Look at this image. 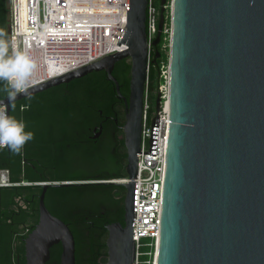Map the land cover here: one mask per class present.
Here are the masks:
<instances>
[{
  "label": "water",
  "instance_id": "obj_1",
  "mask_svg": "<svg viewBox=\"0 0 264 264\" xmlns=\"http://www.w3.org/2000/svg\"><path fill=\"white\" fill-rule=\"evenodd\" d=\"M167 3L160 0L154 47L162 41ZM147 5L148 0L127 1V24L117 43L126 49L28 89L32 96L105 70L124 101L125 225L107 226L108 256L102 264L135 262L137 155H156L159 89L151 149L140 151L150 65L161 54L157 49L149 63ZM168 54L170 125L156 264H264V0H171ZM126 57L129 97L113 75ZM23 98L18 94L14 102ZM14 102L0 100L9 116ZM74 183H42L39 221L25 238V264H48L57 244L60 264H77L72 230L45 203L50 186Z\"/></svg>",
  "mask_w": 264,
  "mask_h": 264
},
{
  "label": "trees",
  "instance_id": "obj_2",
  "mask_svg": "<svg viewBox=\"0 0 264 264\" xmlns=\"http://www.w3.org/2000/svg\"><path fill=\"white\" fill-rule=\"evenodd\" d=\"M160 8V0H155ZM9 0H0V29L7 32ZM169 4V1H168ZM166 22L171 23L170 9ZM169 37L162 35L161 57L151 64L148 95L155 106L161 68L168 64ZM167 48V49H164ZM113 75L121 92L129 97L131 60L116 63ZM2 87V84H0ZM7 95L0 91V100ZM11 116L22 120L34 138L19 154L0 148V171L7 169L13 185L0 186V264H25V238L39 221L42 183L73 181L74 184L47 189L48 209L64 220L76 240V263L86 257L89 264L107 261V226L125 225L126 188L114 180L127 177L128 153L125 139H119L124 122V101L104 70L93 71L69 83L53 86L14 102ZM30 105L21 111V106ZM103 126L95 141L93 129ZM116 132V133H115ZM61 244L51 249L48 264H60Z\"/></svg>",
  "mask_w": 264,
  "mask_h": 264
},
{
  "label": "built area",
  "instance_id": "obj_3",
  "mask_svg": "<svg viewBox=\"0 0 264 264\" xmlns=\"http://www.w3.org/2000/svg\"><path fill=\"white\" fill-rule=\"evenodd\" d=\"M128 0H9V39L17 48L26 51L36 67L32 86L53 77L48 75V65L54 63L60 76L79 67L95 62L102 57L127 48L117 44L127 24ZM167 8L171 6L167 3ZM160 8L155 0H148L147 36L150 54L152 42L159 31ZM170 39L171 23L164 25L163 35ZM151 55L149 56V63ZM63 70V71H62ZM164 83L159 90L162 102L159 110V125L156 155L138 153V173L135 181L133 239L136 245L134 264H156L160 237L162 196L166 171V150L170 125L169 68H161ZM31 86V87H32ZM7 111V105L0 103ZM157 115L146 89L142 141L140 151L151 149V134L154 117ZM129 181L128 176L114 180ZM9 171H0V186H10Z\"/></svg>",
  "mask_w": 264,
  "mask_h": 264
},
{
  "label": "clouds",
  "instance_id": "obj_4",
  "mask_svg": "<svg viewBox=\"0 0 264 264\" xmlns=\"http://www.w3.org/2000/svg\"><path fill=\"white\" fill-rule=\"evenodd\" d=\"M36 65L26 51H22L10 41L5 30L0 29V91L14 102L18 94H24L27 100L32 96L28 89L32 86V75ZM60 70L54 63L48 65L49 77H54ZM30 105L21 106V111ZM15 109V104L12 103ZM34 138L31 131H25L22 120L9 116L7 111L0 108V148H8L13 154H19L24 145Z\"/></svg>",
  "mask_w": 264,
  "mask_h": 264
},
{
  "label": "flooded vegetation",
  "instance_id": "obj_5",
  "mask_svg": "<svg viewBox=\"0 0 264 264\" xmlns=\"http://www.w3.org/2000/svg\"><path fill=\"white\" fill-rule=\"evenodd\" d=\"M169 1V0H168ZM157 49H159L160 50V52H161V43L157 46V47H152V49H151V59H153L154 58V56H155V54H156V50ZM160 57H161V54H160V56H158L157 58H156V62L155 63H153L154 65H157L158 64V61H159V59H160ZM127 59H130L129 57H126ZM126 58H124V59H126ZM123 60V59H122ZM115 69V68H114ZM105 71V70H104ZM93 72V71H92ZM106 72V71H105ZM107 74V73H106ZM108 78V77H107ZM109 80V79H108ZM111 81V80H110ZM123 112H124V122L122 123V124H119V126H118V130H119V139H122V138H124L125 139V137H124V128H123V125H124V123H125V104H124V109H123ZM116 133V132H115ZM102 135H103V126L101 125L100 126V129H97V126L93 129V134L92 135H90V137H92V139L93 140H95V141H98L101 137H102ZM126 150H127V148H126ZM81 260V263L80 264H89V262L87 261V259H86V257H84V258H82V259H80ZM100 264H102V263H100Z\"/></svg>",
  "mask_w": 264,
  "mask_h": 264
},
{
  "label": "rangeland",
  "instance_id": "obj_6",
  "mask_svg": "<svg viewBox=\"0 0 264 264\" xmlns=\"http://www.w3.org/2000/svg\"><path fill=\"white\" fill-rule=\"evenodd\" d=\"M169 5L171 6V0H169ZM170 9V12H171V8H169ZM164 49H167V48H164ZM168 52H169V47H168Z\"/></svg>",
  "mask_w": 264,
  "mask_h": 264
},
{
  "label": "bare ground",
  "instance_id": "obj_7",
  "mask_svg": "<svg viewBox=\"0 0 264 264\" xmlns=\"http://www.w3.org/2000/svg\"><path fill=\"white\" fill-rule=\"evenodd\" d=\"M63 71V70H62Z\"/></svg>",
  "mask_w": 264,
  "mask_h": 264
}]
</instances>
